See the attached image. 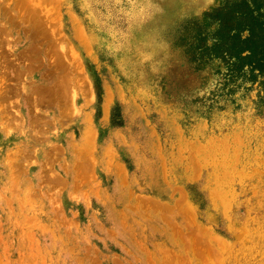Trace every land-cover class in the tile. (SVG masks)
I'll return each instance as SVG.
<instances>
[{
    "label": "rangeland",
    "instance_id": "374dc122",
    "mask_svg": "<svg viewBox=\"0 0 264 264\" xmlns=\"http://www.w3.org/2000/svg\"><path fill=\"white\" fill-rule=\"evenodd\" d=\"M224 1L0 0V264H264V75L190 60Z\"/></svg>",
    "mask_w": 264,
    "mask_h": 264
},
{
    "label": "trees",
    "instance_id": "16d2710c",
    "mask_svg": "<svg viewBox=\"0 0 264 264\" xmlns=\"http://www.w3.org/2000/svg\"><path fill=\"white\" fill-rule=\"evenodd\" d=\"M263 4V0H225L211 15L218 23L211 43L200 44L203 38L199 39L190 60L221 59L229 78L264 75Z\"/></svg>",
    "mask_w": 264,
    "mask_h": 264
},
{
    "label": "bare ground",
    "instance_id": "6f19581e",
    "mask_svg": "<svg viewBox=\"0 0 264 264\" xmlns=\"http://www.w3.org/2000/svg\"><path fill=\"white\" fill-rule=\"evenodd\" d=\"M263 160H264V159H263ZM251 164H252V163H251ZM259 164H260V163H259ZM258 166H259V165H258ZM261 167H262V166H261ZM167 168H169V167H167ZM262 168H263V167H262ZM167 170H168V169H167ZM170 172H172V170H171ZM200 172H201V171H200ZM257 172H259V171H257ZM223 173H226V172H223ZM242 173H243V172H242ZM228 174H229V173H228ZM146 175H147V174H146ZM238 175H239V174H238ZM250 175H251V174H250ZM252 175H253V174H252ZM172 176H173V175H172ZM224 176H225V174H224ZM224 178H226V177H224ZM248 178H249V177H248ZM253 178H254V177H253ZM143 180H144V179H143ZM248 180H249V179H248ZM250 180H251V179H250ZM214 182H215V181H214ZM260 182H261V181H260ZM217 183H219V182H217ZM217 183H215V184H217ZM238 184H239V183H238ZM246 184H247V183H246ZM262 184H263V183H262ZM201 185H202V184H201ZM217 185H218V184H217ZM249 185H250V184H249ZM218 186H219V185H218ZM246 186H247V185H246ZM204 187H205V186H204ZM247 187H248V186H247ZM233 188H234V187H233ZM254 188H255V187H254ZM223 189H224V188H223ZM223 189H222V190H223ZM224 190H225V189H224ZM232 190H233V189H232ZM251 190H253V189H251ZM254 190H255V189H254ZM254 190H253V191H254ZM214 191H216V190L214 189ZM214 191H212V192H214ZM234 191H235V190H234ZM238 191H239V190H238ZM241 191H242V190H241ZM253 191H251V192H253ZM256 191H257V190H256ZM218 192H219V190H218ZM218 192H217V193H218ZM223 192H224V191H223ZM236 192H237V191H236ZM254 192H255V191H254ZM217 193H216V195H218ZM224 193H225V192H224ZM224 193H223V194H224ZM208 194H209V193H208ZM212 194H213V193H211V195H209V196L211 197ZM226 194H227V193H226ZM214 195H215V193H214ZM216 195H215L214 197H216ZM241 196H242V195H241ZM214 197H213V198H214ZM205 198H206V197H205ZM213 198H212V200H213ZM218 198H219V197H217V199H218ZM222 199H223V198H222ZM222 199H221V200H222ZM259 199H260V198H259ZM261 200H262V199H261ZM208 201H209V200H208ZM210 201H211V200H210ZM214 201H215V199H214ZM219 201H220V200H219ZM246 201H247V198H246ZM253 201H254V200H253ZM214 204H215V203H214ZM219 204H220V203H219ZM243 204H244V203H243ZM248 204H249V203H248ZM224 205H226V203H225ZM224 205H223V207H224ZM228 205H229V204H227V207H228ZM257 206H258V205H257ZM257 206H256V207H257ZM225 207H226V206H225ZM246 207H248V205H247ZM251 207H252V206H251ZM229 208H230V207H228L227 209H229ZM227 209H226V210H227ZM223 210H225V209H222V212H223ZM219 211H220V209H219ZM244 211H246V210H244ZM225 212H226V211H225ZM248 212H249V211H248ZM255 212H256V211H255ZM222 214H223V213H222ZM231 214H232V213H231ZM249 214H250V212H249ZM224 215H225V214H224ZM242 215H243V214H242ZM222 217H223V216H222ZM259 218H260V217H259ZM236 219H237V218H236ZM220 220H222V219H220ZM240 220H241V219H240ZM248 221H249V220H248ZM219 222H220V221H219ZM229 222H230V221H229ZM231 222H232V221H231ZM244 222H246V221H244ZM241 223H242V222H241ZM254 224H255V223H254ZM254 224H253V225H254ZM216 225H217V223H216ZM254 228H255V227H254ZM260 232H261V231H260ZM232 235H233V234H232ZM259 235H260V234H259ZM213 236H214V233H213ZM215 236H217V235H215ZM261 236H262V235H261ZM217 237H218V236H217ZM260 238H261V237H260ZM214 240H216V239H214ZM261 240H262V239H261ZM221 241H222V240H221ZM223 241H224V240H223ZM224 242H225V241H224ZM231 242H232V241H231ZM217 245H218V244H217ZM230 245H231V243H230ZM228 247H229V246H228ZM221 249H222V248H221ZM258 250H259V249H258ZM263 250H264V249H263ZM261 251H262V250H261Z\"/></svg>",
    "mask_w": 264,
    "mask_h": 264
}]
</instances>
